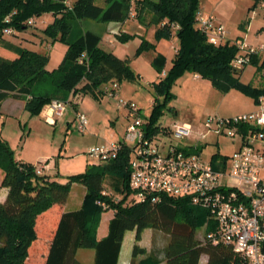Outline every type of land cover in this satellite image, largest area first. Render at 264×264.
I'll return each mask as SVG.
<instances>
[{"label":"trees","instance_id":"trees-1","mask_svg":"<svg viewBox=\"0 0 264 264\" xmlns=\"http://www.w3.org/2000/svg\"><path fill=\"white\" fill-rule=\"evenodd\" d=\"M261 2L264 0H256L255 5ZM105 3L106 6L102 7L95 0H0V105L9 97L25 100V109L30 116H38L53 101L67 102L68 93L91 95L99 100L105 95L102 87L106 84L132 80L134 75L127 61L104 51L100 47V37L79 26L83 19L124 23L130 19L131 13L143 24L156 26L157 38L171 39L170 25L179 26L175 33L178 50L170 71L165 74V81L157 86L166 100L171 96V84L185 71L210 80L220 91L237 87L250 93L256 104L264 94V84L253 88L239 83L237 70L231 66L238 54L237 42L226 38L215 46L199 31L197 13L200 0H105ZM44 14L54 17L46 32L53 39L60 34V39L68 45L63 62L52 72L46 70V55L8 40L4 33L6 29L13 30L11 35L24 31L30 27V19L36 20ZM164 21L166 25L162 26ZM133 36L119 35L123 41ZM154 47L143 40L140 49ZM83 53L88 63L79 62ZM258 56L253 55L250 64L255 65L257 73L264 77V62L259 64ZM164 63L161 57L155 60L159 71ZM40 85L44 89L39 88L36 92ZM48 88L49 92L46 91ZM153 101L148 120L144 117V130L148 136L160 132L155 124L165 105L158 99ZM255 130V126L249 124L239 127L243 137ZM196 152L199 153L200 148H196ZM129 155L130 148L123 147L115 159L69 175L65 183H60L39 174L31 164L17 161L8 142L0 136V170L3 172L0 186L8 190L6 200L0 203V264H27L29 249L37 239V218L54 205L63 208L72 184L86 188L83 203L79 209L60 215L44 264H83L77 253L84 249L94 251L93 264H117L125 233L134 231L137 243L148 228L161 234L158 239H162L164 247L154 250L138 264H200L203 255L207 256L206 264H247L231 246L212 244L198 236L197 230L205 222L206 234L215 228V223L206 209L194 206L189 198L167 194L160 195L156 202L148 198L140 201L131 198ZM218 156L214 154L210 162L212 168L225 170L229 157L216 161ZM106 181L121 195L119 201H113L104 190ZM99 202L114 210L107 234L100 239L96 233L102 209ZM142 253L144 250L135 244L131 264H135V258Z\"/></svg>","mask_w":264,"mask_h":264},{"label":"rangeland","instance_id":"rangeland-1","mask_svg":"<svg viewBox=\"0 0 264 264\" xmlns=\"http://www.w3.org/2000/svg\"><path fill=\"white\" fill-rule=\"evenodd\" d=\"M95 2L98 6H106L105 0H95ZM255 3L256 0H200V11L206 15H216L224 24L229 39L248 44L257 39L258 33H264V2L257 5ZM131 20L126 26L133 24L130 25V29H132L133 26L141 25L143 31L141 32L142 35H134L127 41H123L115 33L106 31V24L99 21L83 19L79 22V26L83 30L97 34L104 49L115 51L118 57L127 61L134 77L132 80L122 79L118 82V95L123 100L136 104L146 115V121L151 114L152 100L155 99H158L161 104H165L155 124L160 130L172 126L174 123L198 125L202 128L204 121L209 116L227 117L252 109L255 100L250 93L237 87L230 88L226 92L220 91L214 87L210 80L200 75H198V79H195V74L192 71H185L176 78L169 88L171 96L166 100L164 93L160 92L157 86L160 82L165 81V74L171 69L175 58L173 50L178 43L176 40L173 42L167 37L157 38L156 28L154 37L152 34L150 35L146 30L154 25H145L139 19ZM53 22V15L44 14L37 18L36 25L34 22V26L30 25L26 30L16 31L14 35L7 37L8 40L20 44L30 51L46 55V70L50 72L61 65L68 49L67 43L60 39V34L57 35L56 39H53L46 32V28ZM143 40L152 41L155 47L149 50L140 49ZM255 43L258 41L256 40ZM157 57L165 60L160 71L155 64ZM237 77L240 84L250 85L253 88H258L260 81H264V77L257 73V68L253 64L247 65L242 73L237 74ZM42 87L43 85L37 86L36 92L39 91V88L44 89ZM82 101L78 111L90 116L84 134H80L76 130V122L70 104H67L65 111H69L70 115L61 119L56 127L48 125L46 120L38 116H30L25 121V137L31 128L29 146L27 147L31 149L26 150L25 154L32 159L36 157L37 154L33 151L35 146V148L39 147L43 151L46 150L44 156L49 158L50 154L46 153L49 152L50 148L55 147L54 154L61 152L64 155L59 164L64 179L69 175L82 173L93 165H99V162L87 155L88 149L92 146L122 141L129 124V117L127 113L124 114L127 109L119 108L118 102L108 95L99 100L94 99L91 95H85ZM199 141L200 156L205 162H211L214 154L219 155L216 161L222 160L223 157H229L236 150L241 140L239 138L230 139L224 135L210 134L207 139ZM228 160L229 158L227 162ZM45 161L31 165L38 172L39 167L44 165ZM225 166L228 168L227 164ZM104 187L113 201L121 199V195L110 187L109 182L106 181ZM85 194L86 188L83 185L72 184L67 203L68 210L79 209ZM132 196L133 194L131 198ZM104 204L108 207V204ZM104 207L101 205L102 209L96 224L98 239L107 234L109 221L114 215L112 208ZM55 208L61 207L55 206ZM49 216L51 218L52 213ZM39 221L41 222L42 219ZM206 227L207 222L198 228L197 234L200 238L206 235ZM48 229L49 227L46 229L40 225L36 229V233H39L37 235L42 239H39L38 242L35 240L31 245L27 264L39 263L47 251L48 246L42 242L48 235ZM161 241L162 239H158V243L161 244ZM92 251L84 249L77 258L86 264L84 261H88V253ZM204 257L205 255L202 256L200 264H204Z\"/></svg>","mask_w":264,"mask_h":264},{"label":"built area","instance_id":"built-area-1","mask_svg":"<svg viewBox=\"0 0 264 264\" xmlns=\"http://www.w3.org/2000/svg\"><path fill=\"white\" fill-rule=\"evenodd\" d=\"M34 22L32 18L28 24ZM197 25L212 45L226 39V29L214 15L199 10ZM170 29L174 31L171 39H175L179 26L171 24ZM4 33L10 35L13 30L6 29ZM237 48L238 54L231 63L234 70L249 65L253 55L264 53V44L252 47L237 42ZM86 58L83 53L79 62L88 63ZM118 90L116 81L103 88L104 94L115 99L119 108L127 109L129 124L125 137L122 141L92 146L87 155L105 163L115 159L123 147L130 148L129 186L136 200L148 198L156 202L160 195L166 194L189 198L194 206L206 209L215 223V228L203 237L206 241L231 246L247 264H264V94L253 112L232 117L209 116L198 129L190 124L174 123L148 136L144 130V113L136 104L120 98ZM66 107L67 102L53 101L47 109L51 114L46 121L54 115L62 116ZM75 122L77 132L84 134L88 116L76 112ZM243 124L255 126L256 130L243 137L239 132ZM209 134L241 140V145L229 156L225 170H214L196 148L187 144L194 135L205 140ZM99 205L105 206L100 202Z\"/></svg>","mask_w":264,"mask_h":264},{"label":"crops","instance_id":"crops-1","mask_svg":"<svg viewBox=\"0 0 264 264\" xmlns=\"http://www.w3.org/2000/svg\"><path fill=\"white\" fill-rule=\"evenodd\" d=\"M216 18L218 19L217 21L224 26V24L220 21V19L217 16H216ZM131 19H135V18L134 17H130V19L125 21L124 23H116V22L105 23L106 24L105 29H106V31L115 33L118 36L120 34H122V33L129 34V35H142L141 32L143 31V28L141 27V25H138L137 27L133 26L132 29H130L131 28L130 25H133V24H130V25L126 26V24L129 21H132ZM36 21H37V19L35 20V24L34 25H36ZM155 28H156L155 26H150L148 28V30H146V31H148L149 34L150 35L152 34L153 37H154ZM84 31H86V30H84ZM8 36H11V34L10 35H6V38ZM226 38L229 39L228 34H227ZM175 40L177 41L176 38L175 39H171V41H173V42ZM256 40L258 41V43H255ZM256 40L251 41L248 44L250 46H252V47H256V46H258L260 44H264V43H262V41H264V33H258ZM148 42L154 44L150 40ZM100 47L104 51L112 52L116 56H118L115 53V51H111V50L109 51L107 49H104V47L102 46V42H100ZM175 48H178V45L174 47V50H173L174 54H175ZM258 57H259V64L264 62V55H259ZM194 78L198 79L199 76L195 74ZM83 84L84 83L80 84L78 86V88H80ZM262 84H264V81H260L258 87H260ZM103 88H104V86L102 87V90H103ZM46 91L49 92L50 89L48 88ZM84 96L85 95H83L81 93L74 94L73 92H71V93H68L67 96L65 97L66 100H67V104H70V107H71V109L73 111L72 114H73L74 119H75L76 112H79L78 108H79V105H80L81 101L83 100ZM49 105H47V106H45L43 108V110L38 115V117L46 120V117L51 114V113L47 112V109H48ZM256 109H257V104L255 103L254 106L252 107V109H249V110L244 111L242 113H238V114H234V115H228L227 117H232V116H237V115H240V114L250 113V112L255 111ZM65 111H64L62 116H57V115L52 116L51 118H49V121H46V123L48 125L56 127L58 122L61 121V119L66 118L67 116L70 115L69 111H67V112H65ZM126 113L127 112H124L125 115H126ZM144 116H146V115L144 114ZM28 117L30 118V114L25 109V100L14 99V98H11V97L5 99L0 105V136L5 141L8 142V144L10 145V147L12 148V150L15 153V158H16L17 161H20V162H23V163H26V164H35L36 162H42L43 160H46L44 165H41L39 167L38 173L46 175V176H49L52 180H56V181H58L60 183H65L66 179L63 178V174H61L62 171L60 170L61 166L59 165L60 161H61V158L64 155L61 152H58L57 154H54V152L56 150L55 147L53 149L50 148L49 152L46 153V154H50L49 158L44 156L46 150L43 151L39 147L35 148V146H34V150L33 149L32 150L35 152V154H37L36 157H34L32 159L29 155L25 154L26 150L31 149L30 147L27 148L29 146V142L28 141H29V137H30V134H31V128H30L29 134H27V137H25V135H26V124H25V121L27 119H29ZM88 118H89V121H90V116H88ZM89 121H88V124H89ZM68 124H71V122H68ZM194 127L198 129L200 126L194 125ZM209 136H210V134L207 137H209ZM199 140L200 139L197 136L194 135L187 142V144H188V146H190L192 148H201V147L198 146L199 142H200ZM240 145H241V141H240L238 147ZM237 148H236V150H237ZM2 178H3V172L1 171V173H0V183L2 181ZM7 194H8V190L6 188H2L0 186V203H3L6 200ZM68 200H69V198H68ZM67 203H68V201H67ZM67 203H66V205L63 208H55L56 205H54L48 211H46L43 214H41L38 217V219H37L36 229L39 227V225L42 226L43 228H46V229L49 227V229L47 230L48 235H47L46 238H44V240L42 242L46 246H49V243L51 242V239H52L53 233H54V231H55V229L57 227L60 215L62 213H64V212H66V211H70L67 208ZM50 213H52V217L51 218L49 216ZM39 219H42V221L40 222ZM37 234H39V233H37ZM104 236L105 235H103V237ZM161 237L162 236H161L160 233L155 232L154 230L148 228V229H145L142 232L141 240L136 243V241H135V232L134 231L126 232L125 235H124V238H123L122 247H121V250H120V254H119V257H118V263L117 264H131L132 263V250H133V247H134L135 244H138V246L142 250H144V253L138 255L135 258V264H138L139 262L145 260L147 257L150 256L151 252H153L154 250L157 251L159 249H163V247H164L163 244L161 245L160 243H158V238H161ZM39 239H42V238H40V236L37 235L36 241L38 242ZM81 251H83V250H79L78 251L77 257L79 256L80 253H82ZM89 253H88V261H84V262H86V264H93L94 252L92 251V252H89ZM46 254H47V251L43 254V257L41 258V260H39L40 262L37 263V264H44L45 263ZM203 261H204V264H206V262H207V256L206 255H205ZM160 264H164V263H160Z\"/></svg>","mask_w":264,"mask_h":264},{"label":"water","instance_id":"water-1","mask_svg":"<svg viewBox=\"0 0 264 264\" xmlns=\"http://www.w3.org/2000/svg\"><path fill=\"white\" fill-rule=\"evenodd\" d=\"M237 73L240 74L241 73V69L237 70Z\"/></svg>","mask_w":264,"mask_h":264}]
</instances>
